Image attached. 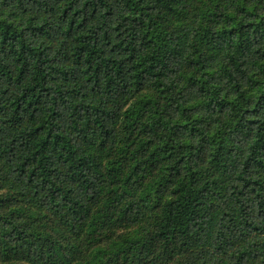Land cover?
Wrapping results in <instances>:
<instances>
[{"label":"trees","instance_id":"trees-1","mask_svg":"<svg viewBox=\"0 0 264 264\" xmlns=\"http://www.w3.org/2000/svg\"><path fill=\"white\" fill-rule=\"evenodd\" d=\"M0 264H264V0H0Z\"/></svg>","mask_w":264,"mask_h":264}]
</instances>
